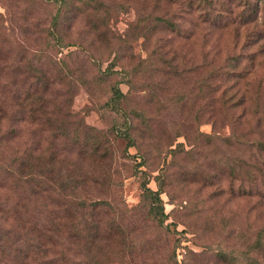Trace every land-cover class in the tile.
Returning a JSON list of instances; mask_svg holds the SVG:
<instances>
[{"label":"rangeland","instance_id":"obj_1","mask_svg":"<svg viewBox=\"0 0 264 264\" xmlns=\"http://www.w3.org/2000/svg\"><path fill=\"white\" fill-rule=\"evenodd\" d=\"M93 1L99 16L76 5L53 24L52 0H0V169L25 159L36 177L0 171V264L264 260L250 250L264 231V200L247 194L255 145L233 142L264 141V38L243 48L197 0ZM233 53L243 79L225 77ZM244 90L234 122L221 101Z\"/></svg>","mask_w":264,"mask_h":264},{"label":"trees","instance_id":"obj_2","mask_svg":"<svg viewBox=\"0 0 264 264\" xmlns=\"http://www.w3.org/2000/svg\"><path fill=\"white\" fill-rule=\"evenodd\" d=\"M52 1H53V4H55L56 6L55 12L53 13L52 18H51V21L53 22V24H56V23L60 24L61 14H63V12L65 13V9L70 8V7L76 8V5H81V7L84 10H87L88 7H91V10H92L91 12H93V14H95L96 16L100 15L99 12L101 8L97 7L96 4L98 3H96L93 0H52ZM177 1L178 0H167V2H170L171 4L177 3ZM220 1L221 0H219L218 2L217 0H197L196 1L197 4H202V6L198 8V10L202 12L203 14L202 16L204 18L208 16L211 23L218 22L215 25H213L214 27L213 29L224 30L231 26L233 28V35L238 40L242 39L243 40L242 42H245L250 39L252 40L250 43L246 44L245 47L243 48H246V47L249 48L255 45L256 43H258L260 39L264 38V17L261 20L260 29L258 30L254 27L255 21L258 19V16L261 10L264 11V0H234L238 8V11H236L235 16L228 15V14L234 13L233 8L229 6L231 4L227 6L224 4V2H220ZM230 3H232V1H230ZM193 4H194L193 0H187L186 5L189 8H192L190 6H192ZM194 6H196V4ZM209 9H212L214 13H211L210 11L208 12ZM224 12L227 13L226 17H224L223 15ZM151 20L153 22L152 26H155V27L163 26L164 28H167L174 33L175 31L178 32L176 24L170 21L169 18H166L163 16H154ZM204 21H206V19L205 20L202 19V22ZM98 25H94L92 29L98 30L97 29ZM143 27L146 28L145 25ZM206 27H207V30H209L207 34L212 33L211 29H209L208 26ZM208 37L211 38L213 36L211 35ZM234 45L235 47L238 46L237 43H234ZM234 45H232V48ZM205 46L208 47L206 50H204L205 55H207L208 53H211V51L213 50L214 51L217 50V44L213 41L210 43H205ZM255 52L256 50L249 51L247 52V55L251 59H253V56L256 55ZM239 57H240L239 53H233V55H229L227 57V61L232 62V65H231V69L225 73L226 74L225 77L240 78V79L244 78V75H241L240 70H234L238 64ZM261 68L264 71L263 64L261 65ZM245 78L247 77L245 76ZM244 94H245V90H244V93L240 95V98L237 99V100H240V102L238 101L239 103L237 102V103L232 104L227 101H221L224 104V106L227 108V112H231L227 116L231 118L234 122L237 121V118L239 119L240 116H245L246 108L243 107V102L245 100V97H242ZM121 97H123V94L118 90V88H114L112 91V98L114 99H112V101L116 100V104H117ZM26 101H27V96L24 95V97L21 99L20 106H24L26 104ZM234 107L240 108L239 113L236 115H234V109H233ZM112 108L116 109V105ZM21 110H24V109H21ZM129 120L126 121L127 126L129 124ZM242 136L243 134H238L236 136H233V139H234L233 142L237 145H244L247 147L250 146V144H254L255 145L254 150L256 152H255V157L253 159L255 160V162L258 163L257 165L252 166V170L255 173L253 172L251 174V177H250L251 180L248 186L247 194L264 200V141L253 140L251 142H248L245 139H243ZM27 164H28V161H26L25 159H24V162H22L21 159H19L17 163L18 168L12 169L10 166L5 165L6 169L1 167L3 169H0V171L4 172L5 170H9L10 172H16L14 174L17 177V180L21 183L27 182V180L30 179V177L33 178V180L35 181L36 177L34 176V174L33 173L31 174L30 172H27V170H24ZM26 167H28V165ZM259 176H261L260 180H258ZM34 184L38 186L37 182H35ZM241 190H244V189L241 187ZM157 191H151L148 188H145V192H148L151 195L153 200L159 201L160 200L159 191L158 192ZM259 204L262 205V203H259ZM259 207L261 208V206ZM263 236H264L263 228H258L255 233V238L250 244V250H252L256 254H258L261 250H264V237ZM261 260L255 257L254 255L252 256L250 260V264H264V260L263 259Z\"/></svg>","mask_w":264,"mask_h":264}]
</instances>
